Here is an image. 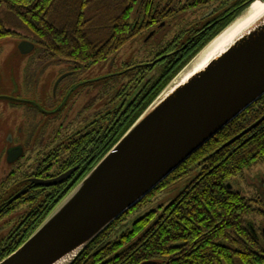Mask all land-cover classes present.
<instances>
[{
  "label": "trees",
  "instance_id": "16d2710c",
  "mask_svg": "<svg viewBox=\"0 0 264 264\" xmlns=\"http://www.w3.org/2000/svg\"><path fill=\"white\" fill-rule=\"evenodd\" d=\"M252 1L0 0V40L17 37L18 30H26L28 39L38 46L37 53L47 62L83 67L108 60L144 34L147 37L156 29L165 31L163 41L155 49L151 48L153 51L150 50L145 60H140L142 64L135 70L145 76L153 67L149 63L151 59L168 53L162 63L159 59L156 61L160 63L161 72L167 68H173V72L157 93L149 92L150 99L144 100L140 114L127 124L123 132L126 134L169 82ZM231 9L235 11L228 15ZM221 10L223 19L209 29V24L218 19L209 16ZM208 11L213 12L206 15ZM163 23L165 27L161 26ZM193 43H199V48L194 50ZM263 116L264 96L103 231L73 264H142L146 261L157 264H264L263 227L258 230L253 221H248L251 205L255 204L234 192L230 183L231 179L264 161V122L222 149ZM118 139L102 147L98 159L89 162L86 169H83L87 164H83L86 162L82 158L76 163L68 162L70 166H81L76 186ZM196 170L198 176L164 207L163 213L152 211L129 225L132 210L140 207L157 189L167 187L173 178L182 179ZM55 190L49 189L46 193L43 190L33 196L29 204L25 201L24 207L29 213L19 223V231L0 252V262L19 249L71 192Z\"/></svg>",
  "mask_w": 264,
  "mask_h": 264
},
{
  "label": "water",
  "instance_id": "95a60500",
  "mask_svg": "<svg viewBox=\"0 0 264 264\" xmlns=\"http://www.w3.org/2000/svg\"><path fill=\"white\" fill-rule=\"evenodd\" d=\"M255 1L264 2L253 0L248 7ZM211 42L180 71L31 237L0 264H73L103 231L264 96V12L223 51L194 70V61ZM34 49L35 44L28 40L19 46L23 55ZM183 73L191 74L180 80ZM263 121L264 117L222 149ZM69 174L35 181L53 186L64 182Z\"/></svg>",
  "mask_w": 264,
  "mask_h": 264
},
{
  "label": "flooded vegetation",
  "instance_id": "af4514ba",
  "mask_svg": "<svg viewBox=\"0 0 264 264\" xmlns=\"http://www.w3.org/2000/svg\"><path fill=\"white\" fill-rule=\"evenodd\" d=\"M234 11L231 9L227 13L229 15ZM221 12L209 16L218 17L209 24V29L215 28L223 19ZM161 26L165 27V23ZM164 34L165 31L156 29L148 33L142 45L147 47L155 37V49L165 38ZM198 45L193 43L191 47L196 50ZM151 48H146L144 53L153 51ZM28 55L30 59L26 60L28 68L24 82L20 85L19 94L10 102L12 110L19 111L22 119L14 123L3 138L0 137L6 145L1 150V163L5 162L9 169L0 176V211L22 208L26 200V204H29V200L43 190V193L53 188H56L55 192L72 191L81 166H70L68 162L72 160L76 163L82 158L86 162L83 164H87L83 169H86L89 162L96 161L102 147L125 135L123 132L127 124L140 114L144 100L150 99L149 92L157 93L160 85L173 72V68L161 72L162 68L159 67L168 53L162 57L154 56L149 62L153 67L145 76L135 70L142 64L139 63L141 59L135 56H130L126 61L120 57L121 61L115 54L96 65L78 67L51 64L37 53L36 46ZM158 59L161 61L159 64ZM107 65L109 72L94 78L93 69L98 67L99 71H105ZM47 67L57 68L59 73L51 87L44 88L48 78L44 73ZM46 90H49L48 94ZM65 174H69V177L53 186L39 185L35 181L56 179ZM247 181L255 190L258 203L264 204V176L254 180L248 178ZM7 193L13 195L6 199L3 195ZM262 235L264 238V227Z\"/></svg>",
  "mask_w": 264,
  "mask_h": 264
},
{
  "label": "rangeland",
  "instance_id": "374dc122",
  "mask_svg": "<svg viewBox=\"0 0 264 264\" xmlns=\"http://www.w3.org/2000/svg\"><path fill=\"white\" fill-rule=\"evenodd\" d=\"M248 7V6H247ZM246 7V8H247ZM244 8L243 10H245ZM242 10V11H243ZM19 36L7 38L0 40V137L3 138L9 130L12 129L14 123H18L22 118L17 110H12L11 108V99L19 94L20 85L24 82V75L28 65L26 60L30 55H23L18 50L20 44L23 40H28L33 42L31 39H28L29 34L25 30H18ZM147 34L142 35L141 37L136 38L134 41L126 45L122 50L117 54L126 61L130 56H135L139 60H145L149 54H145V50H149V47H153L155 43V37L150 40L148 46L142 45L144 43V38ZM27 37V38H26ZM150 37V36H149ZM38 47V46H37ZM36 47V51L37 48ZM32 55V54H31ZM116 57V56H115ZM30 59V58H28ZM122 61V60H121ZM99 71L98 67L93 69L94 78L102 77L106 75L108 70ZM36 73H40L37 71ZM47 73V83L44 88L51 87V83L56 77V74L59 73L57 68L49 69L46 68L45 72ZM175 79V78H174ZM172 82V81H171ZM169 82V84L171 83ZM168 86V85H167ZM166 86V87H167ZM24 91V88L21 90V93ZM47 94L49 90H46ZM6 145L3 142V139H0V156L1 150L5 149ZM8 165L5 162L1 163L0 159V176L1 174H6L8 172ZM198 170L193 173L187 174L186 176L179 178H173L167 184V187H162L157 189L151 196H149L140 207L132 210V215L128 220V223H132L135 219L149 214L152 211H158L159 214L164 211V207L167 204H170L174 201L179 194L188 187L193 180L198 176ZM242 175L238 176L236 179H231L230 183L233 185V191L238 193L241 197H245L247 202H251L255 205H251V214H249V220L253 221L257 229L264 227V204L262 202L258 203L259 200L255 193V190L249 187L247 184V177H261L264 176V161L255 165L254 167L245 170ZM171 184V185H169ZM13 194L7 193L3 197L10 198ZM29 213L27 207L14 209H7L0 211V252L6 248L8 242L11 240L12 236L15 235L16 231H19V223L24 220L26 215ZM163 213V212H162ZM264 246V244H263ZM263 248V247H262ZM262 252V250H259Z\"/></svg>",
  "mask_w": 264,
  "mask_h": 264
},
{
  "label": "bare ground",
  "instance_id": "6f19581e",
  "mask_svg": "<svg viewBox=\"0 0 264 264\" xmlns=\"http://www.w3.org/2000/svg\"><path fill=\"white\" fill-rule=\"evenodd\" d=\"M263 12L264 2H253L228 28L225 29L223 33H220L218 37H216L208 47L203 50L200 56L194 61L193 69L196 70L203 67L210 58L217 55L220 51H223L237 35L251 25L258 17H260V15H262ZM190 74L183 73V75L180 76V80L187 78Z\"/></svg>",
  "mask_w": 264,
  "mask_h": 264
}]
</instances>
